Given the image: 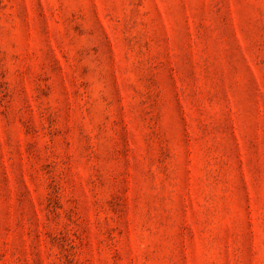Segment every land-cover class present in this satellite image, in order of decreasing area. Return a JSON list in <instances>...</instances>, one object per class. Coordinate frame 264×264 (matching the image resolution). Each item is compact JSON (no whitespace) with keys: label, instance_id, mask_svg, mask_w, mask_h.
I'll list each match as a JSON object with an SVG mask.
<instances>
[{"label":"rangeland","instance_id":"1","mask_svg":"<svg viewBox=\"0 0 264 264\" xmlns=\"http://www.w3.org/2000/svg\"><path fill=\"white\" fill-rule=\"evenodd\" d=\"M0 264H264V0H0Z\"/></svg>","mask_w":264,"mask_h":264}]
</instances>
